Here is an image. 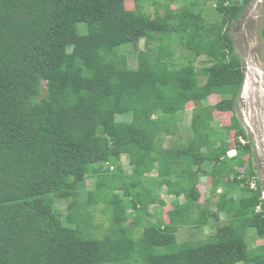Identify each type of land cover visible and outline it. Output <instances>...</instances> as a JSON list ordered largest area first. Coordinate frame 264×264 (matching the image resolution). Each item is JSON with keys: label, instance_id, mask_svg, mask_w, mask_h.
Instances as JSON below:
<instances>
[{"label": "trees", "instance_id": "trees-1", "mask_svg": "<svg viewBox=\"0 0 264 264\" xmlns=\"http://www.w3.org/2000/svg\"><path fill=\"white\" fill-rule=\"evenodd\" d=\"M127 1L0 0V264H264V244L249 240L264 238V190L251 160L238 165L247 132L235 114L222 126L214 116L241 99L231 30L254 0ZM201 56L210 65L198 69ZM190 102L191 134L160 144ZM154 168L151 185L175 196L169 221L145 220L151 203L165 205L141 183ZM200 168L215 202H200ZM100 202L110 222L97 236ZM220 214L209 239L178 240L180 226Z\"/></svg>", "mask_w": 264, "mask_h": 264}, {"label": "rangeland", "instance_id": "rangeland-1", "mask_svg": "<svg viewBox=\"0 0 264 264\" xmlns=\"http://www.w3.org/2000/svg\"><path fill=\"white\" fill-rule=\"evenodd\" d=\"M212 7L217 3L216 0H211L208 2ZM125 4V3H124ZM178 6V3L174 4L173 7ZM125 7L131 9L134 7V1H127ZM149 3H146V10L149 12ZM231 36L235 42L236 51L242 57L244 62V70L246 73V81L244 85V93L241 99L236 103V110L230 112H224L216 110L214 111L215 124L217 126H222L229 124L231 122V117L233 114L240 117L245 130L248 135L247 138H241L242 144L250 143V148H243V162L239 163L241 170H244V161H252L255 170V177L252 178L253 187L260 184L264 190V7L262 0H254L243 12L241 18L232 26ZM145 41L142 40L139 43V48L143 49L145 47ZM195 64L198 69L210 65L206 60V56L198 57L195 60ZM201 80L204 82L205 76L201 75ZM220 96L212 95L209 98V104L214 105L220 101ZM193 103L187 104L186 114L180 120L181 128L178 134L175 135H164L161 137L159 143L165 147H170L175 144L182 142L181 136L186 139L187 136L191 134L190 127L192 123L193 116ZM214 124V125H215ZM234 137V138H233ZM231 139L232 145L235 144L236 137L233 136ZM104 142H106V139ZM236 150L230 151L229 155H235ZM122 170L125 174L132 173V166L129 164L128 157L124 156L121 160ZM212 170V168H210ZM199 172V183L198 188L201 192L200 202L205 203L208 200L215 202L219 199L218 193H214L211 189L212 182L210 175L202 173V168ZM157 175V170L154 168L152 173L148 174V178L143 177L141 179L142 185H148L153 188L158 194V200L162 199L165 201V205H161L159 201L151 203L149 206V214L145 216V220L148 222L155 223L159 218H163L165 221H169L168 212L173 208V201L175 199L174 195L168 192L167 186L157 188L151 185L153 177ZM99 179L97 177H89L87 182V192L83 195L86 199L89 195L90 190L96 187ZM223 189L220 188L219 192ZM137 191H141L139 187ZM119 192V191H118ZM264 196V192H263ZM184 195L180 196V200L184 201ZM206 204V203H205ZM69 201H59L57 206L65 213L68 211ZM90 210L93 213V224L96 228V235H101L106 227L108 226L110 220V214L106 211V204L104 202L98 203L96 206H92ZM219 221L216 218L210 217V224H205L202 226H196L192 224H185L178 228V240L184 241L187 239L196 240H207L209 239L217 230V227L225 221V215L220 214ZM132 223V219L129 220ZM249 240L252 242V246H257L264 244V238H257L254 232H250Z\"/></svg>", "mask_w": 264, "mask_h": 264}, {"label": "clouds", "instance_id": "clouds-1", "mask_svg": "<svg viewBox=\"0 0 264 264\" xmlns=\"http://www.w3.org/2000/svg\"><path fill=\"white\" fill-rule=\"evenodd\" d=\"M262 3H263V0H262ZM245 91H244V88H243V92H242V94H241V98H242V96H243V93H244ZM235 150V149H234ZM232 151V150H231ZM264 197V196H263Z\"/></svg>", "mask_w": 264, "mask_h": 264}]
</instances>
